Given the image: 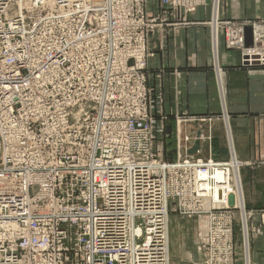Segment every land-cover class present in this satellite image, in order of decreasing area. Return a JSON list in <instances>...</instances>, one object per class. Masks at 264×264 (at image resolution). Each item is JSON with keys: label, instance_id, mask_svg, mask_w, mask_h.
Wrapping results in <instances>:
<instances>
[{"label": "built area", "instance_id": "2783aa9c", "mask_svg": "<svg viewBox=\"0 0 264 264\" xmlns=\"http://www.w3.org/2000/svg\"><path fill=\"white\" fill-rule=\"evenodd\" d=\"M100 1L0 0V264H169L176 209L201 218L200 264H235L238 210L249 259L241 169L252 163L233 146L224 161L180 138L175 161L155 146L166 117L148 86L152 39L206 0H161L158 13L147 0L90 7ZM229 42L264 65L263 45Z\"/></svg>", "mask_w": 264, "mask_h": 264}, {"label": "crops", "instance_id": "0c3cea01", "mask_svg": "<svg viewBox=\"0 0 264 264\" xmlns=\"http://www.w3.org/2000/svg\"><path fill=\"white\" fill-rule=\"evenodd\" d=\"M162 6L161 0L147 1L151 12ZM168 17L182 24L154 35L148 79L161 95L157 110L167 118L168 138H160L165 152L175 135L188 152L199 142L192 154L224 161L233 146L239 160L252 163L241 169L244 204L253 211L247 220L249 264H264V65L244 64L242 49L229 42L238 35L246 45L264 46V0H206L185 18ZM210 117L212 122L200 121ZM235 222V263L247 264L240 218Z\"/></svg>", "mask_w": 264, "mask_h": 264}, {"label": "rangeland", "instance_id": "374dc122", "mask_svg": "<svg viewBox=\"0 0 264 264\" xmlns=\"http://www.w3.org/2000/svg\"><path fill=\"white\" fill-rule=\"evenodd\" d=\"M16 1H17L16 10H18L19 7L22 8L24 6H27L29 2V0H16ZM91 6L99 7L100 9L107 8L106 6L102 7L97 3L94 4L90 3V7ZM159 11H155V12L158 13ZM45 111L46 109L42 108L41 110H38L36 112V116L38 117L37 121L41 124V131L39 132L41 136L47 135L46 128L48 124L52 122L51 120H44V118L41 117V115L45 114ZM166 119L167 118H165V120ZM156 120L157 122H159L158 118H156ZM165 120H164V128H165ZM53 122L55 124H59L58 120L56 119L53 120ZM57 137L60 140L64 139L62 133L57 134ZM163 137L164 139L168 138L166 131L164 132L163 135L158 136L155 146H159L163 148L164 159L169 161H175L177 159V155H176L177 146H178L177 136L175 135L172 137L169 136V138H171V140L168 141L169 144L167 145L168 147H170L169 152H165L166 144L164 143V141L162 142V140L160 139V138L163 139ZM173 146H175V154H173L174 153L172 149ZM235 212L236 214L234 218V242H235V225H236L235 220L236 218H240L239 211L235 210ZM201 226H202V221L201 218H199V216H193V217L184 216L177 213V209L171 211L170 227H169V232H170L169 264H200L201 263L202 254L198 249L199 246L198 231L200 230ZM235 255H236V245H235ZM247 264H249V259H247Z\"/></svg>", "mask_w": 264, "mask_h": 264}, {"label": "bare ground", "instance_id": "6f19581e", "mask_svg": "<svg viewBox=\"0 0 264 264\" xmlns=\"http://www.w3.org/2000/svg\"><path fill=\"white\" fill-rule=\"evenodd\" d=\"M110 1L111 0H102V1H100V2H90V3H97L98 5H100V6H102V7H108L109 6V3H110ZM29 2H30V0H29ZM29 2H28V4H29ZM27 3V2H26ZM4 5V4H3ZM26 5V4H25ZM49 6H52V4L50 3L49 4ZM36 12V11H35ZM227 125H228V127H229V123H227ZM190 154H192L191 152H189ZM217 174L218 175H221V171H217ZM217 189V188H216ZM218 190V189H217ZM217 190H216V194H218L219 192H217Z\"/></svg>", "mask_w": 264, "mask_h": 264}, {"label": "water", "instance_id": "95a60500", "mask_svg": "<svg viewBox=\"0 0 264 264\" xmlns=\"http://www.w3.org/2000/svg\"><path fill=\"white\" fill-rule=\"evenodd\" d=\"M198 146H199V142H196V143H195V147H194L193 150L190 151V152H191V153L195 152V151L197 150Z\"/></svg>", "mask_w": 264, "mask_h": 264}]
</instances>
